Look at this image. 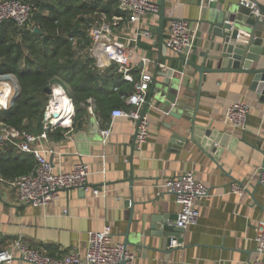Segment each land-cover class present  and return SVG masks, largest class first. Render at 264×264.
<instances>
[{"label":"crops","instance_id":"crops-1","mask_svg":"<svg viewBox=\"0 0 264 264\" xmlns=\"http://www.w3.org/2000/svg\"><path fill=\"white\" fill-rule=\"evenodd\" d=\"M247 1L261 11L257 24L242 0H165V15L199 25L188 57L196 65L223 67L219 26L230 17L235 25L255 32L256 47L261 49L258 66L264 68V0ZM147 22L154 26V19L145 18L143 24ZM125 29L123 25L115 30L121 39L128 35ZM153 32L151 39L136 46L125 41L133 47L128 56L135 65L132 72H139L142 57L153 60L146 66L148 72L156 76L158 87L167 85L166 80L174 84L183 117L170 116L169 109L153 94L144 113L150 124L149 135L137 148L133 121L112 117L111 108L107 111L109 121L104 122L81 103L85 113L74 124L71 120L60 136L52 132L36 146L56 173L70 172L77 163H86L91 170L89 190L62 189L54 203L35 206L20 203L10 181L0 180V249L11 250L14 240L21 236L29 246L49 255H62L70 248L83 252L88 233L109 225L115 241L128 239L126 247L135 255L133 264H250L254 260L256 227L264 214V187L260 184L264 102L249 89L251 75L247 73H205L200 83L201 75L194 67L183 64L163 44L158 48L156 26ZM158 63L173 69V77L162 75ZM238 100L251 107L243 130L224 121L227 107ZM189 114L195 129L207 130L210 139L217 138L216 151L208 154L207 148L198 144L202 134L193 135L192 140ZM105 128L110 133L103 143L101 130ZM185 172H192L208 193L197 201V223L183 230L181 244L170 248L153 234L160 229L157 221L161 218L177 217L179 206L173 194L160 191L157 184ZM233 183L244 184L246 190L231 192ZM92 188L105 189V196L93 195ZM9 264L32 263L15 254Z\"/></svg>","mask_w":264,"mask_h":264},{"label":"built area","instance_id":"built-area-1","mask_svg":"<svg viewBox=\"0 0 264 264\" xmlns=\"http://www.w3.org/2000/svg\"><path fill=\"white\" fill-rule=\"evenodd\" d=\"M242 3L249 7L252 15H261L256 4L247 0H242ZM118 9L125 12L126 16H113L111 20H108L102 14L98 21L90 25L88 52L94 58L95 66L100 71L103 72L115 65V72L119 76L118 80L132 84L131 92L123 98L129 109H114L110 115L112 117H127L133 121L137 126L135 144L137 148H140L147 141L149 135L150 124L145 115L141 116V111L153 79L146 66L153 63V60L142 57L138 77H135L132 73L135 65L130 64L128 60L133 47L126 45L125 41L136 46L140 41L152 38L153 29L157 25L159 6L156 0H118ZM30 10V4L22 0H0V23L4 20H12L17 27L22 28L29 20ZM145 18L154 19V26L151 22H147L148 25L143 24ZM123 25L126 26L124 31L128 32V35L121 39L115 30ZM198 26V24L193 25L187 19H167L164 27V47L178 57L183 55L188 58L197 38ZM73 42L75 43V40ZM157 65L162 71L171 69L166 68L163 64L158 63ZM50 87L51 94L43 112L42 130L39 134L0 124V148L12 145L17 151L30 153L34 156L33 169L10 181V184L15 189L20 203L35 206H47L54 203L58 200L59 191L62 189L89 190L88 178L91 170L86 163H77L70 172L56 173L53 170V165L36 146L38 140L47 139L52 128L68 125L74 114L72 100L67 96L65 88L58 83H54ZM17 88L18 84L14 75H0V110L8 106ZM59 96H64L69 102L70 113L64 114L53 108ZM87 108L91 113L94 111L92 98L87 99ZM250 108L245 101H234L227 107L225 123L234 129L243 130ZM55 112L57 116L53 115ZM109 133V128L101 130L103 143L106 142ZM0 180H2L1 177ZM260 184L264 187V167L261 168ZM157 187L160 191L164 190L173 194L175 202L179 206L177 218L171 225L185 230L197 223L199 218L197 201L207 196L208 189L195 179L192 172H185L179 177L159 181ZM245 190L246 186L239 183H233L230 188L231 192L238 194ZM91 192L95 196H105L106 194V190L101 188H92ZM63 213H66V210ZM255 240V258L250 264H264V214L256 227ZM179 244L176 240H172L171 247ZM15 254L32 264H119L121 261L133 264L135 260L133 252L128 250L123 243L114 240L112 228L109 225H105L99 231L88 233L83 252L76 248H70L62 255H49L43 250L29 246L19 236L14 240L11 250L0 249V264H9Z\"/></svg>","mask_w":264,"mask_h":264},{"label":"trees","instance_id":"trees-1","mask_svg":"<svg viewBox=\"0 0 264 264\" xmlns=\"http://www.w3.org/2000/svg\"><path fill=\"white\" fill-rule=\"evenodd\" d=\"M22 1L31 6L25 26L19 28L12 20L0 23V75L12 74L18 84L8 106L0 110V124L39 134L49 99L44 89L54 83L61 84L72 100L73 124L85 113L81 103L85 106L88 98L94 100V112L104 122L109 121V109H129L123 97L131 92L132 84L118 81L115 65L100 71L88 52L91 24L102 14L108 20L126 16L118 9V0ZM66 130L59 125L48 135L54 132L60 136L59 132ZM34 165L32 154L19 152L12 145L0 148L2 180L12 181Z\"/></svg>","mask_w":264,"mask_h":264},{"label":"water","instance_id":"water-1","mask_svg":"<svg viewBox=\"0 0 264 264\" xmlns=\"http://www.w3.org/2000/svg\"><path fill=\"white\" fill-rule=\"evenodd\" d=\"M159 11L157 13V25H156V34L158 36V48H161L163 44L164 38V27L167 21L165 15V0L158 1ZM260 22V16H255V23ZM221 30V35L223 36V67L219 69L206 68L204 66L196 65L193 61L189 60L185 56H179V60L186 65H190L194 67L200 77V83L204 79L203 76L205 73H212L217 71H232V72H240L247 73L251 75V83L249 89L259 96V100L264 102V68L258 66L260 60V47L257 48L255 43V32L253 30H247L246 27L242 28L241 26L235 25L234 20L228 17L226 20H222L219 26ZM254 29V28H253ZM33 31L39 33L38 28L34 27ZM162 75L167 76V78H171L174 75L173 69H167L166 71L161 72ZM169 81V80H168ZM167 85L159 86L156 84V76L152 79L150 84V88L148 90L146 102L143 105L141 116L144 115L145 109L147 105L151 102L152 95L155 94V98L162 105L166 106L168 110V114L177 119H181L183 116V109L180 105L178 93L174 87V84L167 82ZM45 93L49 96L51 94V87L47 86L44 89ZM57 116L55 112L53 114ZM188 120H192V125L189 129L190 134L193 135H201L200 140L201 147L207 148L206 152L209 154L210 152L216 151L214 148V144L217 138L210 139V133L207 130L195 129L194 119L190 116H187ZM195 137V136H194ZM197 138V137H196ZM195 141V140H194ZM129 183H132V176L128 178ZM177 217L171 218L169 216H164L161 218L159 223H161L160 229L156 230L153 235L156 237H160L161 244L171 248L172 240H176L177 243H182L183 239L181 238V233L183 230L181 228L174 227L171 225L173 221L176 220ZM128 239L124 240V245L128 244ZM119 264H126L125 261H121Z\"/></svg>","mask_w":264,"mask_h":264},{"label":"bare ground","instance_id":"bare-ground-1","mask_svg":"<svg viewBox=\"0 0 264 264\" xmlns=\"http://www.w3.org/2000/svg\"><path fill=\"white\" fill-rule=\"evenodd\" d=\"M53 108L56 109L57 111L60 110L64 114L71 112V106L64 96H59L58 101L54 104Z\"/></svg>","mask_w":264,"mask_h":264},{"label":"rangeland","instance_id":"rangeland-1","mask_svg":"<svg viewBox=\"0 0 264 264\" xmlns=\"http://www.w3.org/2000/svg\"><path fill=\"white\" fill-rule=\"evenodd\" d=\"M49 98H50V95H49Z\"/></svg>","mask_w":264,"mask_h":264}]
</instances>
